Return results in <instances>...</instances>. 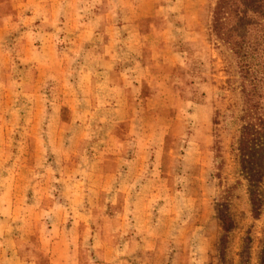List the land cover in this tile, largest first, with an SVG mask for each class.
I'll return each mask as SVG.
<instances>
[{
  "label": "rangeland",
  "instance_id": "1",
  "mask_svg": "<svg viewBox=\"0 0 264 264\" xmlns=\"http://www.w3.org/2000/svg\"><path fill=\"white\" fill-rule=\"evenodd\" d=\"M141 2L0 0V203L16 207L12 216L1 217L14 220L11 237L20 240L19 255L30 263L49 264L54 254L68 259L72 255L76 264H264V153L254 156L256 164L243 162L242 80L232 50L214 30L219 0H151L150 6ZM172 3L183 12L173 11ZM135 14H191L189 24L177 16L142 23L148 31L142 41L150 46L172 38L173 46L184 54L185 66H159L154 62L160 58L158 52L142 54L153 65L145 78L151 82L152 77L158 81L161 74L165 77L158 104L169 106L178 96L177 109L196 141L172 185L181 192L188 188L191 196L204 200L190 209H182L184 201H179L170 241L159 242L151 252L124 255L123 243L100 236L95 227L79 244L76 222L79 189L87 186L79 172L90 168L84 155L97 145L102 152L112 132L107 112L112 70L104 67V52L97 47L107 41V27L126 23ZM167 22L172 25L169 34L149 31L152 24L160 28ZM235 26L232 21L229 29ZM91 72L97 81L93 87L86 81ZM145 84L148 97L153 89ZM89 90L96 96L94 107L92 100L81 96ZM132 104L140 110L150 107L147 99L142 103L134 99ZM261 142L264 138L259 146ZM186 149L178 143L175 151L184 155ZM251 171L259 174L258 218L250 199ZM108 199L101 195L104 204ZM205 201L206 210L211 204L214 219L231 218L233 229L226 237L221 221L215 229L210 216L204 220L208 237H192ZM100 213H94L96 220ZM139 245L149 246L146 241Z\"/></svg>",
  "mask_w": 264,
  "mask_h": 264
},
{
  "label": "crops",
  "instance_id": "2",
  "mask_svg": "<svg viewBox=\"0 0 264 264\" xmlns=\"http://www.w3.org/2000/svg\"><path fill=\"white\" fill-rule=\"evenodd\" d=\"M144 2L149 5L151 0H142L141 5L145 4ZM172 4L175 6L173 11H178L179 8L178 12H183L180 6ZM173 16L188 24L191 18V14H135L126 23L107 27V41L98 44L97 49L104 52L101 56L104 67L112 70L107 82L111 93L107 112L112 117V132L102 152L97 145L99 150L92 147L93 153L84 155L86 162L90 163V168L79 172L81 178L86 179L87 185L79 189L81 201L79 200V220L76 222L79 226V244L85 241L84 236H92V228L95 227L99 229L100 236L115 243H123L124 255L154 251L159 242H168L172 238V214L175 213V207H181L179 201H184L182 209H190L204 200L191 196L188 188L181 192L172 185V180L180 175L182 163L186 161L187 164V152L196 144L190 132V125L177 109L176 98L179 97L174 95L175 100L169 106L163 107L158 103L163 98L165 77L161 74L159 81L157 77L156 80L152 77L151 82L145 78L149 71L152 72L153 65L143 58V51L160 54L158 59L150 58L155 59L156 65L170 68L185 66L184 54L173 46L172 38L164 36L165 38L153 42L150 46L142 41L143 34L148 32L142 25L144 20L163 21L170 20ZM168 22L163 23L160 28L152 24L149 31L153 29L151 34L167 35L172 31V25ZM157 29H160L159 32ZM93 34L99 35L96 31ZM88 75L84 73L83 76L88 77L87 84L93 87L97 83L95 75L93 72ZM147 82L153 89V93L148 97L145 96ZM81 96L83 100H92L94 107L96 96L93 92L89 90ZM134 99L139 103L147 99L150 107L146 110H140L139 106L134 108ZM195 110L199 113L200 106ZM147 118H150L149 122L143 125L142 120ZM178 143L187 147L184 155H178L175 151ZM105 194L110 199L104 204L100 198ZM117 203H121L119 208ZM203 203L201 221L192 234L194 238H198V235L201 238L208 237L205 232L207 222H204L207 216H210L215 229L219 227V220L214 219L215 213L211 210V204L209 203L206 210V201ZM15 208L14 205L0 203V236L3 238L0 241V264H36L23 260L19 255L20 240L11 237L14 220L7 216L1 217L12 216ZM109 210L116 213L107 214L106 211ZM100 211L102 213L96 220L94 213ZM133 236L140 238L137 240L141 243L146 241L148 248L139 245L140 242ZM59 257L53 254L49 264H76L72 261V255L69 258L71 261L67 255L65 258Z\"/></svg>",
  "mask_w": 264,
  "mask_h": 264
},
{
  "label": "trees",
  "instance_id": "3",
  "mask_svg": "<svg viewBox=\"0 0 264 264\" xmlns=\"http://www.w3.org/2000/svg\"><path fill=\"white\" fill-rule=\"evenodd\" d=\"M232 21L238 26L230 30ZM214 30L229 45L240 69L245 103L240 150L245 164H256L254 156L264 153V143L259 146L264 138V0H219ZM258 175L256 171L248 173L255 218L262 209ZM219 221L226 237L233 222L227 215H219Z\"/></svg>",
  "mask_w": 264,
  "mask_h": 264
}]
</instances>
